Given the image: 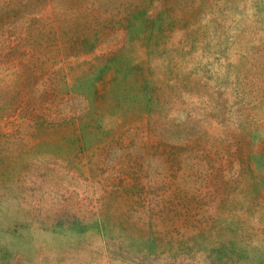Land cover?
<instances>
[{"label": "rangeland", "instance_id": "374dc122", "mask_svg": "<svg viewBox=\"0 0 264 264\" xmlns=\"http://www.w3.org/2000/svg\"><path fill=\"white\" fill-rule=\"evenodd\" d=\"M0 264H264V0H0Z\"/></svg>", "mask_w": 264, "mask_h": 264}]
</instances>
